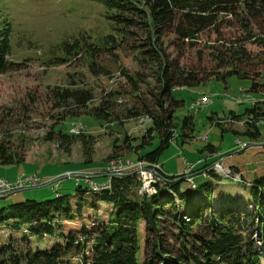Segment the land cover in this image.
Wrapping results in <instances>:
<instances>
[{
	"label": "trees",
	"instance_id": "16d2710c",
	"mask_svg": "<svg viewBox=\"0 0 264 264\" xmlns=\"http://www.w3.org/2000/svg\"><path fill=\"white\" fill-rule=\"evenodd\" d=\"M92 1L102 6V17L110 32L96 38L79 32L63 39L48 49L45 64L61 65L76 59L81 60L92 74L107 75L109 70L98 63L99 57L121 50L133 34L128 29L139 25V30L146 33L145 45L143 42L141 45L132 43V47L139 52L140 65L149 68L147 75L152 78L154 85L146 91L147 97L141 96L137 84H148L146 76L140 73L129 75L122 68L117 71L130 85L129 93L134 102L130 106L122 105L123 117L137 119L144 114L149 119L136 145L132 146L128 142L127 135L123 137V146L135 154L134 159L129 160L157 163L160 168L158 157L169 145L172 130L175 131L173 110L182 104L181 100L173 98V89L198 85L208 80L209 75L222 82L230 75L248 78L250 84L247 90L251 93L264 89V81L259 80L261 71L258 70L260 67L264 69V0ZM4 25L0 31V73L13 70L16 65L7 58L10 52L8 22L5 21ZM231 26L239 32L235 40L224 39L217 45L206 46L208 56L214 62L213 71L199 74L176 69L160 41L161 35L172 33L178 40L193 47L200 31L207 29L219 38V28ZM246 43L258 46V52L246 50ZM219 68H222L220 73L217 70ZM123 93L108 89L97 98L95 105L89 106L94 95L91 87L81 81L70 79L66 85H54L47 92L51 107L57 110L54 115H58V121L81 112L99 122L113 123L116 119L119 124H122L123 119L114 115L112 108L120 106L117 101ZM243 115L249 122H243L241 133L254 141L259 135V123L262 122L259 119L264 120V105L251 104L241 114L229 111L227 116L236 119ZM219 120L214 124L226 129ZM191 125L192 115H184L180 119L177 126L181 141L189 137ZM227 129L241 134L234 129ZM153 135L158 136V145L147 152H137L138 148L150 143ZM76 137L85 155L82 161H90L91 134H73L54 129L51 125L43 139L55 142L64 153H68ZM6 144L0 141V164L23 162V153L9 149ZM241 146L242 149L246 147L244 142ZM203 148L214 151L209 143ZM112 157L115 158L114 151L106 158ZM114 160L117 159L106 162L109 165ZM203 168L207 177L198 184H194L192 178L188 183L183 177L184 173L167 175L160 168L164 179L152 185L154 192L149 195L139 193L142 180H138L136 173H130L111 176L106 189L90 185L94 189H101L93 191L78 181L75 182L73 194L55 190L52 198L24 199L1 206L0 230L22 229L25 236L0 237V264H261L260 259L264 261V168L261 167L262 172L249 181H244L239 165L230 164L226 167L232 174L239 175L238 184L248 183L253 208L251 220L256 222L257 230L254 233L260 247L256 244L258 249L255 250L254 241L246 240L244 229L231 205L219 204L212 208L210 203L202 199L200 203L196 202V195L191 189L208 195L214 189L213 181L220 179L208 165H203ZM182 182L188 183L187 189L181 188ZM3 196L5 194L0 198ZM99 203L109 206L105 220H100L94 213ZM89 211L94 213L93 217H90ZM138 228L142 233L140 244ZM31 237H35V242L49 238L51 243L31 247Z\"/></svg>",
	"mask_w": 264,
	"mask_h": 264
},
{
	"label": "rangeland",
	"instance_id": "374dc122",
	"mask_svg": "<svg viewBox=\"0 0 264 264\" xmlns=\"http://www.w3.org/2000/svg\"><path fill=\"white\" fill-rule=\"evenodd\" d=\"M102 13V6L92 0H0V31L5 27L4 22L7 21L10 47L7 58L16 63L13 70L0 73V141H5L9 149L22 152L24 159L27 158L26 163L0 164V177L12 181L14 170L19 167L22 172L38 175L53 172L61 174L65 168L80 169L83 170L82 172L91 170L99 172L101 166L108 159V161L117 159L111 161L108 166L120 164V161L131 162L129 159H134L135 154L123 146V137L127 135L128 142L132 146L136 145L139 136L145 132L149 119L147 116H143L144 114L137 119L123 117L122 105L130 106L134 102L129 93L130 85L117 71L122 68L129 75L134 73L145 75V81L148 84L139 83L137 86L141 96H148L146 91L153 87L154 83L152 78L147 75L149 68L142 67L139 63L138 50L132 47L134 44L141 45L146 40V33L139 30V25H135L134 29H128L133 34L129 35L130 38L123 44L121 50L113 52L115 54H103L99 57L98 63L109 70L107 75L92 74L81 60L76 59L61 65L46 66L45 64L48 49L63 39L79 32H85L92 38L109 33L110 28L102 17ZM219 31V38L207 29L200 31L193 47L187 46L172 33H164L161 35L160 41L169 61L174 63L176 69L190 70V72L199 74L202 71H213L211 69L214 62L210 60L206 46L217 45L224 39L234 41L235 36L239 33L236 32L234 26L219 28ZM244 47L251 53H257L259 50V47L254 44L246 43ZM217 70L220 73L222 68ZM258 70L261 71L259 80L264 81V69L262 70L260 67ZM67 75H71V77ZM226 78V81L222 82L209 75L208 80L198 85L173 89V98L181 100L182 104L173 110V122L176 126L175 131L172 130L171 139L179 134L177 125L184 115H192V130L188 131L189 137L185 140L181 141V137L178 135L170 141L169 145L161 151L158 161L160 163L167 161L165 166L169 175H181L184 173L187 163L199 160L195 167L203 169V165H209L212 161L221 158V168L219 167L218 170V167L214 166L217 170L213 169L220 179L213 181L215 186L212 192L207 195L191 190L196 195V202L202 199L204 202L210 203L212 208L218 207L219 204L231 205L244 229L246 240L254 241L255 250L258 249L256 243L259 241L254 233V230H257L256 222L251 220L253 208L248 194V183L238 184L239 175L232 174L226 167L230 164L239 165L244 181H249L262 172L264 168V145L262 144L264 143V120L259 119L262 120L259 123V135L254 141H250L247 136L241 133L244 129L243 122H249L244 119L246 115L236 119H230L231 117L227 115L229 111L241 114L244 108L251 104L256 103L263 106L264 89L251 93L247 90L250 79L240 78L236 75ZM70 79L81 81L91 87L94 98L89 106L95 105L97 98L108 89L124 92L121 99L117 101L120 106L116 105L112 108L114 115L123 119L122 124H119L116 119L113 123L99 122L92 116L81 114V112H78L76 116H67L63 121H58V115H54L57 110L55 111L51 107L47 92L54 85H66L67 80ZM216 120L221 122V126L234 129L241 134L233 133L227 128L223 129V127L214 124ZM51 125L54 129L59 128L73 134H91L93 140L90 161H82L85 155L82 154V144L77 140L78 137L71 143L68 153H64L55 142L44 140L43 137L51 129ZM158 141V136L153 135L150 143L138 148L137 152L143 153L155 148ZM242 142L246 145L244 149L242 146H236L242 145ZM206 143L211 144L217 154L213 160L206 157L208 150L203 148ZM112 151L115 153V158H106ZM61 176L63 175L47 178L42 181V185L23 186L18 191L6 194L0 198V207L24 199L52 198L55 195L54 190L73 194L75 177ZM54 177L61 178L48 183ZM103 179H106V176L94 177L90 180ZM192 180L194 184H198L204 179L193 176ZM78 181L84 185L85 178L78 177ZM68 183L71 187L66 189ZM188 183L182 182L181 188L187 189ZM143 185L142 181L141 190L143 192L146 191L149 194L153 191V187L146 189ZM86 187L89 188L88 185ZM98 190L101 189L93 191ZM40 192H47V194L37 195ZM108 210L107 204L99 203L97 211L94 213L100 220H105ZM94 213L89 211L90 217H93ZM252 228V233H250ZM141 234V230L138 228L139 244ZM9 235L23 237L25 233L22 229L18 231L0 230V237L3 239H7ZM34 238L29 239L31 247L35 244L45 246V244L51 243L49 238L36 242L33 241ZM0 241H2L1 238ZM141 257L140 252V259ZM260 260L261 264H264V261Z\"/></svg>",
	"mask_w": 264,
	"mask_h": 264
},
{
	"label": "built area",
	"instance_id": "2783aa9c",
	"mask_svg": "<svg viewBox=\"0 0 264 264\" xmlns=\"http://www.w3.org/2000/svg\"><path fill=\"white\" fill-rule=\"evenodd\" d=\"M75 129V128H74ZM74 129L72 130L74 132ZM173 139H170L172 141ZM236 144V141H235ZM237 147L241 145H236ZM185 164V163H184ZM186 169L184 171L185 179L189 182L191 178H189L188 172L191 169L192 165L185 164ZM214 166H221L217 162H213L209 167L211 169H216ZM221 168V167H220ZM130 170H135L137 174L138 180H142L144 185L148 184H159L160 181L163 180V177L160 174V168L157 163H149L145 161H131L130 163H122L120 161L119 166H108L107 162H105L103 167V174L109 175L106 176V179L102 181H92L90 177H81L85 178V185H94L100 186L103 189L109 187V179L111 176H119L122 172H127ZM217 170V169H216ZM65 176H70L69 173H65ZM75 182H78V177H75ZM191 182V181H190ZM41 184L40 179L35 177L34 175H23L17 176L13 181L9 182L5 179L0 178V196L8 193L9 191L20 189L23 186H38Z\"/></svg>",
	"mask_w": 264,
	"mask_h": 264
},
{
	"label": "crops",
	"instance_id": "0c3cea01",
	"mask_svg": "<svg viewBox=\"0 0 264 264\" xmlns=\"http://www.w3.org/2000/svg\"><path fill=\"white\" fill-rule=\"evenodd\" d=\"M213 150H214V148H213ZM215 155H217L216 154V152L215 151H213V152H210V151H208L207 152V154H206V157L207 158H209V160H213L214 158H215ZM26 161H27V158L26 159H24V161L23 162H25L26 163ZM158 161V160H157ZM63 162V161H62ZM159 162V161H158ZM167 161H165L164 163H160L159 162V164H160V168H161V170H162V172L164 173V174H167V175H169V173H168V169H167V167L165 166V163H166ZM198 162H199V160L198 161H196V162H193V163H189L190 165H192L193 167L190 169V176L191 177H193V176H197V177H201L202 179H204V178H206L207 177V175H206V173L204 172V168L203 169H198V168H196L195 167V165L197 166L198 165ZM214 162V161H213ZM212 163V162H211ZM210 163V164H211ZM222 163V162H221ZM209 164V165H210ZM208 165V166H209ZM104 165H102L101 166V168L99 169L100 171L99 172H94V171H87V172H82L83 170H80V169H78V170H74V169H72V170H70V168H65L64 170H62L61 172H63L64 174L66 173V172H69V174H70V176H71V174H73L72 172H75V173H85V174H92V175H97V177H100V176H105L104 174H103V167ZM194 170V171H193ZM185 171V170H184ZM22 173V170L20 169V167L18 168V169H16V170H14V178L17 176V175H20ZM23 173H26V172H23ZM63 173H61V174H59V172H53V173H51V174H46V175H38V174H36V173H33V174H31V173H26V174H31V175H34L35 177H37L38 179H40V181H41V183H42V181H44L45 179H47V178H50V177H53V176H58V175H64ZM62 177V176H61ZM67 177H69V176H66L65 178H67ZM72 177V176H71ZM58 178V177H57ZM54 179H56L55 177H54ZM58 179H60V178H58ZM104 180V179H103ZM99 181H102V180H99ZM46 184V183H45ZM74 184H75V181H74ZM40 185H42V184H40ZM70 184L68 183L67 184V186H66V189H68V187H71V185L69 186ZM14 191H18V190H14ZM14 191H12V192H14ZM54 192H55V190H54ZM56 192H58V191H56ZM60 193H64V192H60ZM10 194V193H9ZM43 194H47V192H40V193H37V195H39V196H43ZM47 198H49V197H47Z\"/></svg>",
	"mask_w": 264,
	"mask_h": 264
},
{
	"label": "water",
	"instance_id": "95a60500",
	"mask_svg": "<svg viewBox=\"0 0 264 264\" xmlns=\"http://www.w3.org/2000/svg\"><path fill=\"white\" fill-rule=\"evenodd\" d=\"M262 144H264V143H262ZM245 147V146H244ZM221 160V158H219V159H217V160H215L214 162H217L218 163V161H220ZM212 164V163H211ZM210 164V165H211ZM209 165V166H210ZM130 173H135V170H130V171H127V172H122L121 174H130ZM71 176H79V177H90V178H94V177H97V175H92V174H85V173H73V174H71ZM106 176H109V175H106ZM63 177V176H62ZM58 178H61V177H58ZM58 178H56V179H53V180H51V181H49L48 183H52V182H55V181H57L58 180ZM164 179V178H163ZM174 180H177V178H174ZM48 183H46V184H48ZM17 190H20V189H17ZM9 193H12V191H9L7 194H9ZM257 245H258V247H259V243H257ZM260 248V247H259Z\"/></svg>",
	"mask_w": 264,
	"mask_h": 264
},
{
	"label": "bare ground",
	"instance_id": "6f19581e",
	"mask_svg": "<svg viewBox=\"0 0 264 264\" xmlns=\"http://www.w3.org/2000/svg\"><path fill=\"white\" fill-rule=\"evenodd\" d=\"M122 163H130V162H122ZM108 164V163H107ZM114 166H119V163H116ZM152 185H154V184H148V185H143L146 189H152ZM89 186V188L90 189H94V188H92L90 185H88ZM154 187V186H153ZM103 189V188H102ZM94 190H97V189H94ZM139 192L140 193H145V194H147V195H149V194H152V192H154V189H153V191L151 192V193H146V191H144L143 192V190H141V186H140V189H139ZM148 192V191H147Z\"/></svg>",
	"mask_w": 264,
	"mask_h": 264
}]
</instances>
